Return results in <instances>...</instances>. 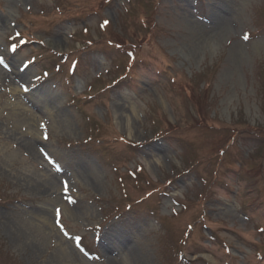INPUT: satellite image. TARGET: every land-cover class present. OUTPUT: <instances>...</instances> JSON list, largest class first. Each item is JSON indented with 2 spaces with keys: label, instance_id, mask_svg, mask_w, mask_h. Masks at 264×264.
<instances>
[{
  "label": "rangeland",
  "instance_id": "374dc122",
  "mask_svg": "<svg viewBox=\"0 0 264 264\" xmlns=\"http://www.w3.org/2000/svg\"><path fill=\"white\" fill-rule=\"evenodd\" d=\"M111 229L143 264H264V0H0V264H134Z\"/></svg>",
  "mask_w": 264,
  "mask_h": 264
},
{
  "label": "bare ground",
  "instance_id": "6f19581e",
  "mask_svg": "<svg viewBox=\"0 0 264 264\" xmlns=\"http://www.w3.org/2000/svg\"><path fill=\"white\" fill-rule=\"evenodd\" d=\"M230 27V24L228 22V18L222 17L220 16L217 17L216 19L213 20V31H216L217 33H224L225 31L228 30V28ZM239 48V46H236L235 51H237ZM235 55H237L235 53ZM6 68H8V70H10L11 74L13 75V81H20L21 79H25V74H22L19 70V67H15L14 69H11L10 66H6ZM7 73V71H6ZM24 75V76H23ZM22 77V78H20ZM15 91H17L16 89H14ZM18 94H23V92H20ZM31 112V115H35L34 112H32L31 110H29ZM16 138V136H15ZM20 141H18L17 146L19 149H21L26 157V160L29 161V163H32L33 165H35L36 163L39 162V159L43 157H45L47 155L45 149L43 147H37L36 143L37 140L36 139H28V138H19ZM45 155V156H44ZM45 159V158H44ZM40 164V163H39ZM58 170V169H57ZM56 172H52L51 170H47L46 173L40 174L39 171H36V174L32 175V180L31 183L36 186L39 190H42V192H44L45 194L48 195H52L56 192L57 190V181L59 176H61L62 174H67L66 170L62 169V171L58 170ZM69 174V173H68ZM70 176V175H69ZM61 182L64 183V177L61 178ZM65 185V184H64ZM61 188H62V184H61ZM53 192V193H52ZM43 217V216H42ZM44 218V217H43ZM45 220L43 221H47L46 218H44ZM102 247L104 249V251L108 252L109 254H121L124 253L125 256L129 257V259L134 262V264H143L142 260L144 259L143 256V252H141L138 247V245H136L135 242H129L128 238L124 239V244L123 242L118 243L117 242L120 241L121 238H124L122 236V231H119L117 229H111V230H107L106 232L103 233L102 236ZM117 241V242H116ZM66 244L65 241H63V244ZM60 250L57 253V259L59 260H65V256L68 254V248L66 249L65 247H63L62 245L59 247ZM72 253H74L75 251H71ZM118 252V253H117ZM141 252V253H140ZM71 254V253H70ZM76 257V255H75ZM59 262V261H57ZM115 262L114 259L111 260V263Z\"/></svg>",
  "mask_w": 264,
  "mask_h": 264
},
{
  "label": "snow or ice",
  "instance_id": "6c2138e0",
  "mask_svg": "<svg viewBox=\"0 0 264 264\" xmlns=\"http://www.w3.org/2000/svg\"><path fill=\"white\" fill-rule=\"evenodd\" d=\"M49 158L52 159L50 156H49ZM52 161H53V163H56V161L54 159H52ZM60 171H62V169H60ZM66 183H67V187H68V191L66 193V196L71 197V195H70V189H69V183L68 182H66ZM67 202L69 203L68 200H67ZM75 204H76V201L72 198L71 205H75ZM55 212H58L60 225H63V223L61 222L62 210L59 208V209H56Z\"/></svg>",
  "mask_w": 264,
  "mask_h": 264
}]
</instances>
